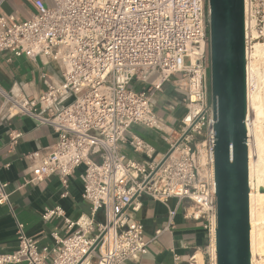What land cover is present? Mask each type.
I'll return each instance as SVG.
<instances>
[{
    "label": "built area",
    "instance_id": "obj_1",
    "mask_svg": "<svg viewBox=\"0 0 264 264\" xmlns=\"http://www.w3.org/2000/svg\"><path fill=\"white\" fill-rule=\"evenodd\" d=\"M6 1L0 0V9ZM209 13V0H53L52 7L39 4L24 22L0 13V56L55 62L62 72L59 85L45 78L46 90L33 100L16 87L10 92L0 88L7 118L25 115L57 136L47 152L27 157L33 165L29 183L55 176L68 187L84 167L82 198L90 206L89 214L77 221L67 219L61 207L45 210L44 222L62 219L66 230L64 236L52 234L51 249L41 248L40 239L28 236L16 219L17 249L0 254V264L137 261L176 226L177 211L170 210L165 227L146 241L144 225L133 218L143 197L165 205L172 198L178 206L190 203L185 217L203 222L212 248L216 191ZM245 21L248 48V43L264 40V0H245ZM171 81L187 109L173 141L155 113V99ZM136 83L145 89L134 91ZM70 98L73 103L58 105ZM135 126L162 133L173 150L162 165L165 156L157 160L155 149L130 132ZM21 136L11 133L12 144ZM125 145L144 160L128 158ZM10 197L8 184L0 182V205L11 207ZM100 212L104 220L98 223ZM172 252L174 264H183ZM196 255L189 264H197Z\"/></svg>",
    "mask_w": 264,
    "mask_h": 264
},
{
    "label": "crops",
    "instance_id": "obj_2",
    "mask_svg": "<svg viewBox=\"0 0 264 264\" xmlns=\"http://www.w3.org/2000/svg\"><path fill=\"white\" fill-rule=\"evenodd\" d=\"M39 4L52 7L53 0H7L2 5L0 13L13 15L19 22H24L38 12ZM45 78L59 85L62 80L60 66L55 62L47 64L41 59L15 58L10 53L0 56V88L4 91L10 92L16 87L22 95L33 100L46 90L42 83ZM68 100L60 101L58 105H68ZM2 105L3 99L0 96V182L8 184L11 207L0 205V254L13 253L17 249L16 219L25 225L28 236L40 239L41 248L51 249L52 234L58 232L64 236L66 230L62 219L54 218L49 222L42 220V214L46 209L61 207L65 217L71 221H77L81 216L89 214L90 206L82 198L81 176L84 167L76 170L69 179L68 187L63 186L55 176L40 183H29L33 179V165L27 157L36 152H47L56 144L57 136L50 127L40 125L25 115L7 118L2 112ZM182 110L185 114L180 118ZM186 112L183 97L171 81L155 99V113L166 125V131L171 134L172 141L178 138L180 123ZM149 131L159 132L139 126L133 127L130 132L141 136L150 144L156 151V159L160 160L166 155L160 143L165 142L162 133L159 132L161 136L157 133L159 137L156 138L151 134L150 138H146ZM15 132L22 136L13 145L10 134ZM165 145L170 149L167 142ZM122 151L132 160H144V157L134 153L129 145H125ZM142 204V209L134 214L133 218L144 225L146 241H152L156 231L165 227L170 210L177 211L176 226L173 231L153 241L148 254L128 264H174L172 251L182 257L183 264H189L191 255L206 247L208 237L203 222L185 217L186 208L189 206H178V201L174 198L165 205L149 197H143ZM103 220V212H100L96 216V221L101 223Z\"/></svg>",
    "mask_w": 264,
    "mask_h": 264
},
{
    "label": "water",
    "instance_id": "obj_3",
    "mask_svg": "<svg viewBox=\"0 0 264 264\" xmlns=\"http://www.w3.org/2000/svg\"><path fill=\"white\" fill-rule=\"evenodd\" d=\"M209 11L216 264H252L245 0H209Z\"/></svg>",
    "mask_w": 264,
    "mask_h": 264
},
{
    "label": "bare ground",
    "instance_id": "obj_4",
    "mask_svg": "<svg viewBox=\"0 0 264 264\" xmlns=\"http://www.w3.org/2000/svg\"><path fill=\"white\" fill-rule=\"evenodd\" d=\"M264 54V44L259 43L256 46L255 51L251 54L247 49V86H248V115L246 120L247 131H248V148H249V183H250V223H251V253H252V264L257 263V256L262 255L263 251V234L261 225L264 222L262 220V214L259 212V205L264 199V193H262L263 176L261 173V166L264 162L263 154V142L261 135L258 131V122L260 118L264 116V109L259 104L260 94L259 91L255 92L254 84H256L257 73L250 66V56L258 58ZM259 71V70H258ZM257 71V72H258ZM258 78V77H257ZM260 78V77H259ZM262 81V80H261ZM258 84V83H257ZM260 85V84H259ZM264 85V84H263ZM257 86V85H256ZM254 87V88H253ZM261 88V87H260ZM255 113V120H252V116ZM212 257L215 264L216 249L215 242L211 248ZM199 258L196 255V260ZM263 260V259H262ZM197 264H203V261L197 260Z\"/></svg>",
    "mask_w": 264,
    "mask_h": 264
},
{
    "label": "rangeland",
    "instance_id": "obj_5",
    "mask_svg": "<svg viewBox=\"0 0 264 264\" xmlns=\"http://www.w3.org/2000/svg\"><path fill=\"white\" fill-rule=\"evenodd\" d=\"M259 43H262L264 44V40H254L252 41L251 43H248V50L250 51V53L252 54L255 49H256V46L259 44ZM248 62V60H247ZM250 66L253 67V69L256 71L257 73V77H256V84H254V90L255 92L259 91V96H260V99H259V104L260 106L263 107L264 109V54L258 58H253V56H250ZM260 77V78H259ZM176 78H179L178 76H174L172 77V79H176ZM262 80V81H261ZM258 83V84H257ZM260 84V85H259ZM257 85V86H256ZM133 90L136 91V92H141L142 90L145 89V85L142 84V83H136V84H133ZM261 87V88H260ZM164 90V89H163ZM74 102V99L73 98H70L68 101H67V104H71ZM254 113V112H252ZM185 114V111H181L180 113V118ZM253 115V114H252ZM252 120L254 121L255 120V113H254V116H252ZM258 131L261 135V138H262V142H263V154H262V157H263V160H264V116H262L260 118V121L258 122ZM159 133V132H157ZM156 132H151L149 131V135L146 136V138H150V134L151 136H154L155 138L156 137H159V135L157 134ZM160 134V133H159ZM161 136V134H160ZM159 139V138H158ZM161 145L163 146V153L164 154H167L169 148L167 147V145H165V142L163 143L162 141H160ZM261 173H262V176H263V183H262V186H263V189L261 190L262 193H264V162L261 166ZM187 206L190 205V203H187L186 204ZM259 212L262 214V220L264 221V199L262 200V202L260 203L259 205ZM263 224L261 225V230H262V234H263V251H264V222H262ZM197 255L199 256V258L197 260H202L203 261V264H213V261H212V253H211V246H210V242L208 240L207 242V245L206 247L201 250V251H197ZM257 263H261V264H264V253L262 255H258L257 256ZM263 259V260H262Z\"/></svg>",
    "mask_w": 264,
    "mask_h": 264
}]
</instances>
